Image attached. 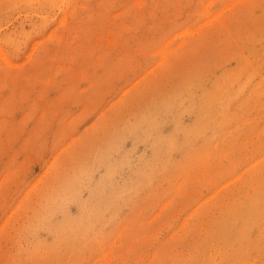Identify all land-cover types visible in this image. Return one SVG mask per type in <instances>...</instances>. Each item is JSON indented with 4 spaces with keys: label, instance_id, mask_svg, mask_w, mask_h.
<instances>
[{
    "label": "rangeland",
    "instance_id": "obj_1",
    "mask_svg": "<svg viewBox=\"0 0 264 264\" xmlns=\"http://www.w3.org/2000/svg\"><path fill=\"white\" fill-rule=\"evenodd\" d=\"M0 264H264V0H0Z\"/></svg>",
    "mask_w": 264,
    "mask_h": 264
},
{
    "label": "bare ground",
    "instance_id": "obj_2",
    "mask_svg": "<svg viewBox=\"0 0 264 264\" xmlns=\"http://www.w3.org/2000/svg\"><path fill=\"white\" fill-rule=\"evenodd\" d=\"M173 107H174V105L171 106V104H167V103L162 104L158 109L152 110L154 112L151 114V116L144 123H147L149 126H153L151 119H156L155 116H158V114L167 112L168 110H171ZM143 124H141L139 128H141Z\"/></svg>",
    "mask_w": 264,
    "mask_h": 264
}]
</instances>
